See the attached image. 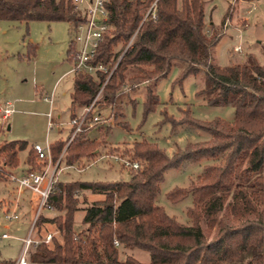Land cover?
<instances>
[{"label": "trees", "instance_id": "trees-1", "mask_svg": "<svg viewBox=\"0 0 264 264\" xmlns=\"http://www.w3.org/2000/svg\"><path fill=\"white\" fill-rule=\"evenodd\" d=\"M153 1L109 0L110 33L92 64L115 68L108 79L109 71L74 75L71 118L93 102L87 119L102 115L123 92H135L140 85L145 86V113L154 111L160 104L157 83L180 62V81L202 74L197 97L209 106L232 107L233 119L200 121L186 109L181 119L175 120L164 112V119L173 127L186 125L205 132L210 139L189 143L171 158L155 143L134 142L125 154L138 161L140 169L130 172L126 182L58 180L50 196L57 215L37 219L53 223L56 235L49 244L42 242L32 248L31 263L264 264V66L255 61L225 67L214 64L212 52L219 36H209L206 31L203 0H157L156 20L141 24ZM0 21L26 25L65 22L70 32L84 18L70 0H0ZM71 47L69 41L70 62ZM35 55V47L27 42L26 58ZM91 129L72 138L71 129L66 139L51 143L52 160L63 153L69 166L95 155L111 129L104 131L101 144L88 137ZM21 152H25L24 173L41 170L33 145L23 140L6 141L0 146V181L13 175ZM202 160L212 163L204 166L188 187H176L167 194L171 203L191 199L187 223H181L156 203L159 185L166 170ZM84 192L104 197L80 208L78 197ZM79 210L83 211L82 226L75 230L74 215ZM134 249L147 252L149 261H138L130 254Z\"/></svg>", "mask_w": 264, "mask_h": 264}, {"label": "rangeland", "instance_id": "rangeland-1", "mask_svg": "<svg viewBox=\"0 0 264 264\" xmlns=\"http://www.w3.org/2000/svg\"><path fill=\"white\" fill-rule=\"evenodd\" d=\"M254 1V4L250 3ZM203 0L204 21L208 35L215 34L219 40L213 48L214 64L225 67L242 62H258L264 66V0ZM251 11L248 13V11ZM228 20V21H227ZM226 25V27H225ZM71 35L69 25L65 22H29L27 25L18 22H0V97L6 101H14L15 97H31L34 85L54 81L56 72L53 70V63L59 58L64 59ZM32 41L38 45L42 57L39 58V69L33 74L32 59L26 58L27 42ZM51 43V44H50ZM239 46V52L235 51ZM36 51V57H37ZM110 70V64H108ZM183 64H175L166 78L157 83L156 95L159 105L154 111L145 113V86L140 85L135 92H123L115 105L105 108L102 111L104 119L94 125L88 133L90 139L96 142L103 141V134L107 127L111 132L106 137L95 155L73 164V168H65L59 175L58 180L62 183L71 181L82 182H119L129 181L130 175L127 169L113 159L100 156L104 154H118L126 156V149H129L134 142L142 139L155 143L169 158L178 150H184L189 143L205 142L210 139L205 132L188 129L186 125L173 127L169 121L164 119V112L175 120H180L182 111L189 109L191 116L200 121H212L221 119L230 121L234 116L232 107L209 106L203 99L197 97L196 92L202 84V74L189 75L180 81ZM71 76L61 85L62 88L54 99L53 117L59 124L63 123L64 130L59 134L58 125L55 124L47 133L44 128L34 122L32 128L44 149L46 140L53 142L58 138L66 139L67 123L69 118V97L62 95L71 87ZM32 79L35 82H32ZM147 83H145L146 85ZM40 91V90H39ZM38 91V92H39ZM44 97V96H42ZM36 98H39L36 97ZM29 108V107H24ZM81 113L84 109H78ZM60 116V119L57 118ZM108 117V118H107ZM25 116H20L15 122L13 129L23 134L25 128ZM107 118V119H106ZM2 124L0 118V126ZM9 125L6 124L5 128ZM4 128V131L6 132ZM0 130V140L4 138ZM8 136V135H7ZM8 138V137H7ZM70 141V140H69ZM68 141V142H69ZM113 147H118L112 151ZM132 159V158H131ZM25 153H19V166L24 167ZM134 160V159H133ZM136 161V160H135ZM211 160L200 162H183L178 168H171L165 171L163 181L159 185V193L156 203L161 206L169 216L175 217L181 223H187L186 211L191 207V199L187 197L178 203H171L167 194L174 188H186L190 185L203 167L211 164ZM18 166V167H19ZM64 161L61 167H65ZM83 169L82 171H78ZM15 184L10 181H0V204H4L14 196ZM102 193L83 194L78 197L80 208L89 205L93 201L102 199ZM4 208H0V235L9 233L13 238L0 240V262L16 260L22 250V241L30 236L35 239L38 235L45 237L47 232H55L53 223L34 222L33 215L29 219L23 213H19L20 220L8 223L4 219ZM45 219H52L57 212L45 213ZM83 211L79 210L74 215V228L80 230L82 226ZM59 243H62L61 236H57ZM29 248L27 256L29 261ZM138 261L146 263L149 261V254L145 251L134 249L130 252ZM120 258H123L121 255Z\"/></svg>", "mask_w": 264, "mask_h": 264}, {"label": "built area", "instance_id": "built-area-1", "mask_svg": "<svg viewBox=\"0 0 264 264\" xmlns=\"http://www.w3.org/2000/svg\"><path fill=\"white\" fill-rule=\"evenodd\" d=\"M72 6L78 10L84 18V21L77 24L70 29V44L73 52L72 59V69L73 75L77 73L95 75L97 72L106 73L109 71V76L113 72L115 66L112 70H109L108 65L104 64H92V61L96 57L97 51L100 44L102 43L104 37L110 33V26L108 24V11L106 8L109 0H70ZM157 0H154L150 6L145 11L141 24L148 21H155L157 18ZM228 21V20H227ZM226 27V25H225ZM134 36L128 42L126 48L129 47ZM235 51L239 52L240 47L235 46ZM106 79V81H107ZM94 103V102H93ZM93 103L88 107L84 108V111L70 120L71 129H73L71 138L76 134L88 129H91L98 122L104 119L102 115H95L91 120L87 119V114L90 111ZM3 118H7L10 113L13 112L12 106L7 102L4 108L1 110ZM52 126V123H49ZM70 138V139H71ZM33 148L37 153V160L41 163L42 168L39 171L24 173L23 175L16 177L10 176V181L16 186V199L12 210H7L4 213V219L8 223L17 222L20 220V215L18 213V203L21 196L28 192L30 194V201L33 204V219L37 222V219L42 216L44 212H54V205L50 201V196L53 192L54 186L58 181V175L65 168H73V165L61 167L63 162V153L58 157L56 161H53L50 156V148L47 145L44 149L39 144H34ZM104 158L113 159L122 165L124 169L129 172H136L140 169V163L138 161L132 160L128 157H123L118 154H104L100 156V160ZM79 169L78 171H82ZM56 235V232H47L45 237L41 239H32L30 236L22 240L23 247L20 256L11 262H6L5 264H28L27 256L29 253V248L36 247L40 243L49 244L52 238ZM13 237L9 233H2L0 235L1 239H12ZM117 246V242H115Z\"/></svg>", "mask_w": 264, "mask_h": 264}, {"label": "crops", "instance_id": "crops-1", "mask_svg": "<svg viewBox=\"0 0 264 264\" xmlns=\"http://www.w3.org/2000/svg\"><path fill=\"white\" fill-rule=\"evenodd\" d=\"M251 1V0H248ZM250 3L254 4V1H251ZM251 11L249 10L248 13H250ZM1 22V21H0ZM50 24V23H49ZM32 43V41H30ZM33 44V43H32ZM51 44V43H50ZM35 47V52L37 51V57L35 55V57L32 59V68H33V74H35L37 72V70L39 69V65L40 62L42 61L41 58V50L40 47H38V45H34ZM67 50L68 47L65 51V55H64V59L61 61V59L59 58V60L55 61L53 63V70L56 72L55 75V80L54 81H50V82H45L42 83L40 86H37L36 84L34 85V89H33V95H31V97H21V96H17V98L15 97V100L12 101H6L4 100V98L0 97V118L2 121V126H0V130L1 132L4 134V138H1L0 140V146L3 145L4 142L6 141H12V140H23V141H27L29 144L34 145V144H39L38 142L41 141L42 138H38L35 133V131L33 130L34 128L33 125H35L34 122H38L42 128H44L46 130V132L48 133L52 127L57 124L58 125V130H59V134H61L63 132V128L59 127L60 124L58 121H56V119L53 117V110H54V99L56 97V95L59 93L58 91H60L62 88L61 85L64 84L65 82H67V80L69 79V77L71 76V87L69 89L66 90V92L63 90L62 91V95L65 96L66 94L69 97V103H71V93H72V88H73V73L71 72L72 69V64L70 61H68L67 59ZM32 82L34 83L35 80L32 79ZM40 90V91H39ZM39 91V92H38ZM39 98H36L38 97ZM44 96V97H42ZM9 102L12 106V110L13 112L10 113V115L7 118H3V114L1 112V110L4 108L5 104ZM24 107H29V108H24ZM70 107V104H69ZM68 112H69V118L70 120L71 118V113L69 111L68 108ZM81 111L77 110L76 111V115L80 114ZM20 116H25V130L23 132V134H20L19 132H17V129H13L15 122H17L18 118ZM58 119H60V116H57ZM52 123V126H49V123ZM9 125L5 128V125L8 124ZM70 122L67 123L68 128L66 129V134L68 135V133L71 130V126L69 124ZM61 126H63V123L61 124ZM4 128L6 130V132L4 131ZM8 135V136H7ZM8 137V138H7ZM58 139H62L61 137ZM56 139V140H58ZM54 140V141H56ZM53 141V142H54ZM53 142H48L46 140V146H50L51 143ZM25 153V152H24ZM24 167H18L16 170L13 171V175L12 176H16L19 177L21 175L24 174L23 172ZM14 196L12 197L11 200L4 202V204H0V208H4V213L7 210H12L14 204H15V199H16V186L14 189ZM88 194H96V193H92V192H84L83 196H87ZM30 194L28 192H25L22 196L21 199L18 203V213H23L26 217V219L28 218L29 221L33 215L34 209H33V204L30 201ZM100 200V199H99ZM97 201V200H96ZM94 202V201H93ZM45 213H51V212H44L42 214V217L44 218ZM51 233V232H50ZM54 233V232H53ZM35 239H41V236H37ZM1 240H8V239H1ZM23 239H21L22 241ZM23 247V245H22ZM22 251V250H21ZM14 260H8L5 262H11ZM1 263V262H0Z\"/></svg>", "mask_w": 264, "mask_h": 264}]
</instances>
